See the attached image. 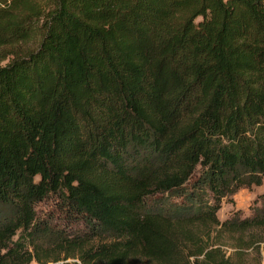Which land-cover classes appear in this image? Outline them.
Here are the masks:
<instances>
[{"label":"trees","instance_id":"16d2710c","mask_svg":"<svg viewBox=\"0 0 264 264\" xmlns=\"http://www.w3.org/2000/svg\"><path fill=\"white\" fill-rule=\"evenodd\" d=\"M263 180L264 0H0V264H248Z\"/></svg>","mask_w":264,"mask_h":264},{"label":"rangeland","instance_id":"374dc122","mask_svg":"<svg viewBox=\"0 0 264 264\" xmlns=\"http://www.w3.org/2000/svg\"><path fill=\"white\" fill-rule=\"evenodd\" d=\"M3 50L9 49V46H5L2 48ZM9 56H7L8 58ZM5 58L1 62H5L7 60ZM264 191V180L261 184L256 185L253 184L251 186H242L235 193L229 195L225 200H223L221 207L217 211V215L219 218L224 219L231 215L236 209L240 211L241 214H248L252 208L260 202L259 193ZM46 201H40L36 204L38 208H43L46 206ZM230 243H233L234 240L230 239ZM226 250H231V246L222 245ZM245 261L248 264H264V241H261L258 244H254L250 247H245L243 249ZM49 264H76L73 260H67L59 263L48 262ZM31 264H36L32 262Z\"/></svg>","mask_w":264,"mask_h":264},{"label":"built area","instance_id":"2783aa9c","mask_svg":"<svg viewBox=\"0 0 264 264\" xmlns=\"http://www.w3.org/2000/svg\"><path fill=\"white\" fill-rule=\"evenodd\" d=\"M73 260L74 262H76V264H81L77 259H74V258H67L65 261H67V260ZM59 262H63V261H58V262H52V263H59ZM47 264H49V263H47Z\"/></svg>","mask_w":264,"mask_h":264}]
</instances>
